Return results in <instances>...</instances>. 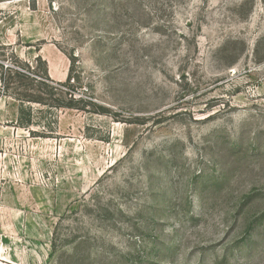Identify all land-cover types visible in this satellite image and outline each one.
<instances>
[{
  "label": "rangeland",
  "instance_id": "rangeland-1",
  "mask_svg": "<svg viewBox=\"0 0 264 264\" xmlns=\"http://www.w3.org/2000/svg\"><path fill=\"white\" fill-rule=\"evenodd\" d=\"M18 64L88 105L1 89L0 264H264V0H0Z\"/></svg>",
  "mask_w": 264,
  "mask_h": 264
},
{
  "label": "trees",
  "instance_id": "trees-1",
  "mask_svg": "<svg viewBox=\"0 0 264 264\" xmlns=\"http://www.w3.org/2000/svg\"><path fill=\"white\" fill-rule=\"evenodd\" d=\"M40 59V57H38ZM7 70L4 71V67L0 65V70H2V74L0 76V91L10 89V85L17 84L18 88L22 86H29L32 83H37L38 86H45L46 87V98H38V99H25L21 98L18 99L20 102V111L18 116V123L17 125L22 128H29L34 124L35 116L33 109L26 104L29 103H37L51 109H75V110H83L87 105H84L80 108L79 104L80 101H76L71 99L69 101L64 99L62 87L65 85L69 86L71 82V74L65 84H58L54 83L51 78L49 77L48 73L44 76H37V74L30 68V66H25L22 64H18L13 68L6 67ZM8 74V77H7Z\"/></svg>",
  "mask_w": 264,
  "mask_h": 264
}]
</instances>
